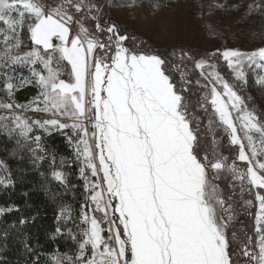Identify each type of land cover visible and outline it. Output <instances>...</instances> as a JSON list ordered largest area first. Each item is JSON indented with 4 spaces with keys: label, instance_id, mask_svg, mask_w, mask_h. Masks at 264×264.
<instances>
[{
    "label": "snow or ice",
    "instance_id": "1",
    "mask_svg": "<svg viewBox=\"0 0 264 264\" xmlns=\"http://www.w3.org/2000/svg\"><path fill=\"white\" fill-rule=\"evenodd\" d=\"M247 7L264 14V4ZM104 12L99 0H0V133L36 163L43 135L59 132L83 181L77 231H67L75 252L52 264H264V118L241 94L247 69L264 70V47L219 52L231 79L217 70V53L194 60V105L193 81H177L160 49ZM255 84L264 89V75ZM29 86L36 95L18 103ZM51 175L65 184L62 171ZM12 183L0 161V186ZM240 207L254 216L255 237L243 241L229 236ZM14 210L0 207V216ZM61 220H73L70 207L60 208L53 239Z\"/></svg>",
    "mask_w": 264,
    "mask_h": 264
},
{
    "label": "trees",
    "instance_id": "2",
    "mask_svg": "<svg viewBox=\"0 0 264 264\" xmlns=\"http://www.w3.org/2000/svg\"><path fill=\"white\" fill-rule=\"evenodd\" d=\"M164 1L168 6H171L170 3L172 2H168L169 0ZM99 2L105 7L104 18L108 20L109 6L115 7L118 3H110L109 5V0H99ZM115 24L119 26L122 33L136 36L127 28L118 23ZM153 47L160 49L170 61V73L177 81H179L181 73H185L193 81L192 93L194 94H191V100L195 105L199 94L195 86L198 75L194 71L188 75L184 71L186 64L182 66L179 56L181 50H183L193 60H198L208 57L206 53L191 50L187 47L173 49ZM168 50H176L175 56L169 55ZM172 64L176 67L172 68ZM219 69L222 75L231 79L226 66H220ZM35 95L36 90L27 87L17 91L15 99L18 103H24ZM186 95L190 94L186 93ZM208 139L210 141L211 136ZM42 147L45 151L40 154L44 155L45 159L33 163L32 155L27 148L17 149L14 140H9L5 134L0 133V161H4L7 165L13 181L6 188L0 186V207L13 206L14 209H18V211L14 210L0 216V260L3 261V264H31L32 260H36L38 264H49V258L55 251L72 252L75 248V244L67 235L70 228L68 223L65 227H62V235H57L55 239L52 237L58 226L56 215L60 208L68 206L76 211L82 203L84 189L82 182L78 179V167L73 163V154L68 147L65 136L59 132H53L51 135L44 134ZM13 150L17 151L15 156L12 155ZM224 154H229L226 146ZM53 157L55 159L54 164ZM62 158L64 160L63 164L61 163ZM59 167L66 173V189L55 183L51 176L52 170ZM251 212L254 213L253 208H251ZM252 216L246 217L241 214L237 223H234L233 229L237 232L239 241L245 240V233L248 235L253 234ZM22 218L26 220L23 225L19 223ZM5 233H7V236H5ZM25 240L33 249L35 255L25 251L22 243ZM236 246H238V242L234 241L232 247Z\"/></svg>",
    "mask_w": 264,
    "mask_h": 264
},
{
    "label": "rangeland",
    "instance_id": "3",
    "mask_svg": "<svg viewBox=\"0 0 264 264\" xmlns=\"http://www.w3.org/2000/svg\"><path fill=\"white\" fill-rule=\"evenodd\" d=\"M157 2L161 5L159 11H155L153 8V4ZM168 2H172L170 3L171 6H168L164 0H136V6L129 8L124 5L131 3V0H109V5L110 3H118V5L115 7L109 6L108 20L120 24L156 47L170 49L187 47L191 50L206 53L207 56L210 53H217L212 59L217 63L219 72L220 66H226V62L219 56V52L225 49H238L248 52L264 47V14L259 11H253L251 15H248L247 7L249 4H264V0H169ZM217 5H223L224 7H217ZM182 54L181 52L179 60L182 62V66L186 64L184 71L188 75L194 71L199 78V72L194 68V60L188 57H184L182 60ZM191 66L192 68H190ZM229 75L231 76L230 73ZM257 75H264V70L247 69L248 85L241 94L246 98H251V106L264 118V89L255 84ZM0 98L6 97H4L3 93H0ZM0 114H3V110H0ZM26 115L31 116L33 114L26 113ZM68 147L73 154L69 144ZM73 163L76 164L74 156ZM53 170L62 171L60 167ZM64 174L66 181V173ZM78 179L83 184V181L79 178V171ZM54 182L66 189V182L63 185L55 180ZM240 196L241 193L237 189L236 200L242 204ZM243 196L244 199H254L247 192ZM83 201L84 197L82 203ZM81 204L76 211H73L70 207L73 220L67 222L61 220L59 222L61 228L68 223L71 229L77 231L76 223H78L81 212ZM253 209L255 212V208ZM59 212L56 215V222ZM239 212L249 217L244 212L243 207H240ZM239 215L241 214L237 215L233 225L237 223ZM251 221L253 229L254 216H252ZM232 231H234L233 226L229 229V236H231ZM252 233L253 237H255V233L253 231ZM75 248L72 252L64 253L72 255L75 252ZM64 253L55 251L52 255H62ZM52 255L49 258V264H52Z\"/></svg>",
    "mask_w": 264,
    "mask_h": 264
}]
</instances>
